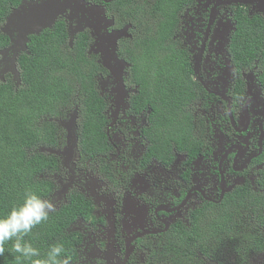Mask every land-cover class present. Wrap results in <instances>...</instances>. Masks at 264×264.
I'll return each instance as SVG.
<instances>
[{
    "label": "flooded vegetation",
    "instance_id": "af4514ba",
    "mask_svg": "<svg viewBox=\"0 0 264 264\" xmlns=\"http://www.w3.org/2000/svg\"><path fill=\"white\" fill-rule=\"evenodd\" d=\"M84 1L93 11L103 9L104 19L110 21L97 25L103 39L124 27L127 36L119 37L114 47L99 44L87 28L93 20L83 17L73 3L60 13L43 0H22L8 10L0 25V33L8 39L0 49V84L10 80L15 88L22 86L18 58L29 55L32 37L45 30L56 33L55 44L66 35L70 48L86 35V55L96 58L103 69L95 87L104 104L101 142L96 140L91 151H84L77 107L68 119L69 106L48 100L50 114L40 124H53L54 129L34 147L51 165L38 179L51 185L45 198L57 207L52 217H70L60 237L73 255L72 264H233L232 259L235 264H244V259L264 264L262 250L248 258V241L240 244L238 232L214 234L209 224L234 191H256L264 180L262 68L259 58L248 65L234 60L232 48L243 20L264 22V0H182L171 33L162 46L153 48L159 60L180 59L190 77L187 102L180 105L174 97V108L184 120L181 128L188 130V141L181 142L179 149L167 131L163 137L154 133L158 102L153 98L154 85L149 83L151 96L142 98V84L129 62L140 57L139 40L161 41L160 22L149 21L152 32L144 36V25L136 28L135 21L129 24L126 19L118 25L106 12V4L114 0ZM39 23L50 26L28 34ZM129 45L130 51L125 50ZM106 59L113 73L102 66ZM164 110L168 124L172 116L166 106ZM239 244L242 248L234 251L233 245Z\"/></svg>",
    "mask_w": 264,
    "mask_h": 264
},
{
    "label": "trees",
    "instance_id": "16d2710c",
    "mask_svg": "<svg viewBox=\"0 0 264 264\" xmlns=\"http://www.w3.org/2000/svg\"><path fill=\"white\" fill-rule=\"evenodd\" d=\"M21 1L0 0V25L8 10L18 6ZM111 2L106 4L105 9L118 25L123 19L129 24L135 21L136 28L142 25L146 27L144 36H149L151 31L149 21L150 24L160 22L158 27L161 41L151 37L139 40L140 57L129 62L134 66L132 73L142 84V98L151 96L148 92L149 83L152 81L154 85L153 98L158 100L154 104V133L163 137V133L167 131L179 149L181 142L188 141V130L181 128L180 122L184 120H181L174 108V97L180 105L187 102L188 92L192 90L190 77L184 72L180 59L175 60L170 56L171 58L163 61L152 52L154 47L162 46L161 43L171 33L170 24L182 0H154L152 3H140L137 0ZM55 34L53 30H45L40 36L32 37L28 46L29 55L19 56L22 86L15 88L10 80L0 84V215H6L14 205L23 201L26 188H31L43 198L51 192V185L38 179L43 169L51 167L49 160L45 154L34 152L35 145L43 143L45 135L49 138L52 134L50 130L54 129L53 124H40L44 115L50 114L48 109L52 104L46 101L68 107L73 98H76V107L82 117L81 142L86 143L84 151H91L90 144L102 140L104 119L101 113L104 104L95 87L97 75L103 69L95 62L96 58L86 55V35L74 41L70 48L66 45V35L55 44ZM233 40L234 60L248 65L259 58L264 83V22L256 18L243 20ZM5 44H8V39L0 33V49ZM130 48L129 45L125 50L130 51ZM45 105L49 107L46 108ZM164 106L172 116L168 124L165 122ZM162 150V144H158L159 155ZM261 159L264 161V151ZM261 176L264 178V168ZM215 214L216 217L209 223L213 225L211 230L214 234L228 232L231 235L232 232H238L239 237L241 236L240 244L243 240L248 241V258L252 254L258 255L259 250L264 251L263 179L256 191L250 188L234 191L221 203ZM69 219L66 214L57 219L51 217L47 223L34 228L25 240L40 248L42 253L49 245L58 241L63 242L66 248L65 240L60 234ZM202 237L207 236L203 234ZM240 244L237 249L242 248ZM14 255L9 242L5 245L4 254L0 256V264H15ZM250 260L244 259L243 263L250 264Z\"/></svg>",
    "mask_w": 264,
    "mask_h": 264
},
{
    "label": "clouds",
    "instance_id": "9594fccd",
    "mask_svg": "<svg viewBox=\"0 0 264 264\" xmlns=\"http://www.w3.org/2000/svg\"><path fill=\"white\" fill-rule=\"evenodd\" d=\"M56 212L57 207L51 199L26 188L23 201L6 215H0V256L5 252V245L11 242L15 264H72L73 255L63 242L49 245L42 253L40 248L25 240L34 228L47 223Z\"/></svg>",
    "mask_w": 264,
    "mask_h": 264
},
{
    "label": "water",
    "instance_id": "95a60500",
    "mask_svg": "<svg viewBox=\"0 0 264 264\" xmlns=\"http://www.w3.org/2000/svg\"><path fill=\"white\" fill-rule=\"evenodd\" d=\"M44 3L43 4H46V5H49V4H53L55 5L56 7L59 8L60 10V13H62V10L61 8L64 7L65 5H69V3H73L76 7V10H78L82 15L83 17L86 16L87 17V20H94L93 16L94 14H99L100 12H103V9L99 10H96V11H93L94 7L93 6H90V7H85L86 5H88V3H86L84 0H43ZM34 4H37V1L33 2ZM26 4V3H25ZM33 5V4H32ZM24 7V5H22ZM97 9L99 7H96ZM100 9V8H99ZM34 19V17L32 18ZM112 21V20H111ZM107 25L110 23V21H106L104 19V21ZM98 21H95V22H88L87 24V28H90L92 31H93V34L96 36V38L98 39L99 41V44H104V42H107V44H109L110 46L114 47L115 46V43H116V40L121 37V36H127V31L126 29H128L127 27H124L122 28V30L120 31H115L113 32V36L112 37H106L103 39V37L101 35H99L98 33V30H97V25H98ZM102 23V22H101ZM100 23V24H101ZM18 25V24H17ZM48 26V24H41L39 23L37 27H35L33 30L29 31L28 34H34L36 33V30H38L39 32L43 29V28H46ZM50 26V25H49ZM48 26V27H49ZM23 27V26H22ZM47 27V28H48ZM21 37H23V34L21 33ZM25 48V46L22 47V49ZM15 58V57H14ZM102 66L104 68H106L109 72L113 73V70L110 69L108 67V61L107 59L104 60L103 62H101ZM71 128L72 126H66V129H67V132H68V137L71 136Z\"/></svg>",
    "mask_w": 264,
    "mask_h": 264
},
{
    "label": "rangeland",
    "instance_id": "374dc122",
    "mask_svg": "<svg viewBox=\"0 0 264 264\" xmlns=\"http://www.w3.org/2000/svg\"><path fill=\"white\" fill-rule=\"evenodd\" d=\"M103 15H104V13L103 12H100L96 17H95V19L93 20V22H95V21H98L99 23H101V22H103L104 21V17H103ZM128 29H126V31H127ZM96 55V54H95ZM15 83V85H17V83L18 82H14ZM98 93V92H97ZM104 94V93H103ZM98 96H99V94H98ZM76 106V98H73V100L71 101V104L69 105V108L66 110V112L65 113H67V112H70L69 114H68V116L66 117V118H68L69 119V117H70V115L73 113V111H72V109H73V107H75ZM65 115V114H64ZM238 247H236L235 248V246L233 245V250H236ZM233 255H234V253H233ZM256 261H258V260H256ZM232 262H233V264H235V260L234 259H232Z\"/></svg>",
    "mask_w": 264,
    "mask_h": 264
}]
</instances>
